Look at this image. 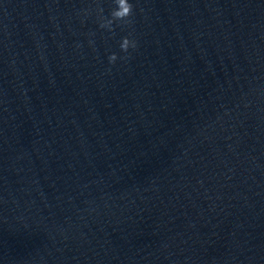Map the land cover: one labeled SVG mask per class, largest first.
<instances>
[{
	"label": "water",
	"instance_id": "obj_1",
	"mask_svg": "<svg viewBox=\"0 0 264 264\" xmlns=\"http://www.w3.org/2000/svg\"><path fill=\"white\" fill-rule=\"evenodd\" d=\"M129 2L0 0V264H264V0Z\"/></svg>",
	"mask_w": 264,
	"mask_h": 264
},
{
	"label": "clouds",
	"instance_id": "obj_2",
	"mask_svg": "<svg viewBox=\"0 0 264 264\" xmlns=\"http://www.w3.org/2000/svg\"><path fill=\"white\" fill-rule=\"evenodd\" d=\"M113 3L116 5L115 8L110 13V18L101 17V22L99 27L102 29H107L112 32L113 24L118 23V26H128L131 24V17L133 15L134 5L129 2V0H113ZM102 11V9H101ZM137 41L135 39H131L130 36H126L122 38L120 43V49L124 53H129V49H136ZM128 56L121 57V59H127ZM109 63L113 64L117 60V55L115 53L111 54L109 57Z\"/></svg>",
	"mask_w": 264,
	"mask_h": 264
}]
</instances>
